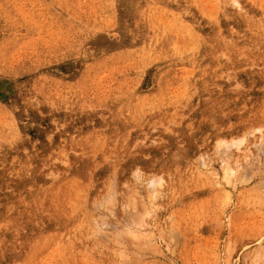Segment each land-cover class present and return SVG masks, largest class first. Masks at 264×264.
Listing matches in <instances>:
<instances>
[{"label": "rangeland", "instance_id": "374dc122", "mask_svg": "<svg viewBox=\"0 0 264 264\" xmlns=\"http://www.w3.org/2000/svg\"><path fill=\"white\" fill-rule=\"evenodd\" d=\"M0 264H264V0H0Z\"/></svg>", "mask_w": 264, "mask_h": 264}]
</instances>
